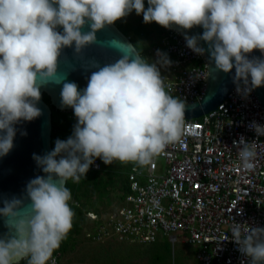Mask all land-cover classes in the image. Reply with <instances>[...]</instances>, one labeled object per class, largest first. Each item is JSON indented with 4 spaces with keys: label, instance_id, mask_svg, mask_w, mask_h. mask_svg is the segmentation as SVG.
Wrapping results in <instances>:
<instances>
[{
    "label": "clouds",
    "instance_id": "clouds-1",
    "mask_svg": "<svg viewBox=\"0 0 264 264\" xmlns=\"http://www.w3.org/2000/svg\"><path fill=\"white\" fill-rule=\"evenodd\" d=\"M147 2L146 8L144 0H0V156L14 146V125L42 114L37 103L46 84H63L62 104L72 107L78 120L67 140L57 139L54 150L43 156L34 154L47 175L27 184L25 199L4 200L0 215L15 234L0 238V264H55L53 255L73 229L75 217L67 181L80 182L96 158L108 165L118 161L149 167L169 145L183 143L185 102L166 90L158 67L171 63L165 54L158 52L160 61L149 62L136 46L110 41L121 58L92 72L87 87L79 90L58 71L64 47L75 44L81 52L97 42V31L135 10L145 23L168 30L151 45L152 53L170 32L178 31L171 26H202V36H185L190 49L203 55L198 42H208L216 68L225 73L235 68V81H243L238 92L264 86V59L246 55L254 49L264 52V0ZM86 24L91 30L84 32ZM250 127L264 136V125L253 122ZM234 144L241 166L254 169L256 142L241 137ZM231 233L251 264H264V228L244 229L235 223Z\"/></svg>",
    "mask_w": 264,
    "mask_h": 264
},
{
    "label": "built area",
    "instance_id": "built-area-1",
    "mask_svg": "<svg viewBox=\"0 0 264 264\" xmlns=\"http://www.w3.org/2000/svg\"><path fill=\"white\" fill-rule=\"evenodd\" d=\"M158 52L171 61L169 73H162L166 90L184 102L201 99L209 75L206 55L190 49L179 31L153 47L160 61ZM238 87L243 89V82L216 109L185 118L182 144L169 145L152 166H131L130 190L113 215L104 219L98 212L87 213L96 223L89 235L94 242L116 236L150 244L167 236L173 244L182 240L193 245L199 264H251L232 239L231 228L235 223L244 229L264 228V136L250 127L253 122L264 125V108L253 90L238 92ZM65 112L74 131V110ZM241 137L256 142L252 170L238 159L234 141ZM92 168L102 169V160L96 158ZM62 253H54L55 264H62Z\"/></svg>",
    "mask_w": 264,
    "mask_h": 264
},
{
    "label": "water",
    "instance_id": "water-1",
    "mask_svg": "<svg viewBox=\"0 0 264 264\" xmlns=\"http://www.w3.org/2000/svg\"><path fill=\"white\" fill-rule=\"evenodd\" d=\"M170 29L178 30L184 36H202L205 31L202 26L183 29L180 26L173 25ZM57 30L62 33V26H59ZM90 30L89 24H86L82 29L84 32ZM96 36L97 42L86 46L81 52L77 53L75 44H73L71 47H64L59 57L58 71L61 78L64 76L66 77L65 82L76 83L79 90L87 87L92 72L98 71L99 67L114 63L121 58V53L109 46L110 41L118 40L124 44L136 46L131 38L115 23L106 25L103 29L97 31ZM198 46L205 49L204 54L209 62V75L202 98L193 102H185L186 119L199 118L216 109L232 90L243 82L242 80L235 81V68L229 73L216 68L215 61L209 51L208 42L199 40ZM137 51L139 50L137 49ZM246 55L249 59H264V55L259 49H254ZM249 79H251L250 76ZM62 87V83H49L42 86L40 89L41 99L37 103V107L41 109L42 114L32 121L21 120L14 125L16 128L14 146L6 156H0V208L4 207V200H11L12 198L24 200L27 195V184L37 176L47 175L42 171L33 156L34 154L43 156L54 150L52 145V106L61 111L72 109V107L62 104ZM252 90L264 108V86ZM45 94L49 95L50 103L45 100ZM25 202L30 203V200ZM14 234V231L10 230L8 226L7 218L0 215V238H7Z\"/></svg>",
    "mask_w": 264,
    "mask_h": 264
},
{
    "label": "rangeland",
    "instance_id": "rangeland-1",
    "mask_svg": "<svg viewBox=\"0 0 264 264\" xmlns=\"http://www.w3.org/2000/svg\"><path fill=\"white\" fill-rule=\"evenodd\" d=\"M127 18L134 26L140 24L147 25V28L151 31V34L148 36L138 37L134 31L131 34L137 38V41H140V47L139 49L137 48L140 54L149 62H158L153 57L151 45L153 43H159V32L151 23H145L143 15H137L135 10ZM188 65H191V63ZM158 67L160 68L161 74L169 73L170 71L167 65L158 63ZM157 163L163 165L164 160L158 158ZM119 165L118 161L112 163L113 167L117 166L116 168H119ZM107 194L109 197L103 201L100 207V212L104 219L113 215L118 210L121 201V191L118 184L110 183ZM94 224V220L89 219V223L85 225L74 248L70 247L66 253H62V264H151L147 250L152 249L151 246L153 243L141 244L137 241L121 240L115 237L102 242H94L89 236ZM167 240L168 238L164 237L158 243L162 246ZM194 251L195 248L188 244L178 243L173 245L170 243L168 253L167 249L163 253L169 261V264H198L199 261L196 257L194 258Z\"/></svg>",
    "mask_w": 264,
    "mask_h": 264
},
{
    "label": "trees",
    "instance_id": "trees-1",
    "mask_svg": "<svg viewBox=\"0 0 264 264\" xmlns=\"http://www.w3.org/2000/svg\"><path fill=\"white\" fill-rule=\"evenodd\" d=\"M144 2L145 7L147 8V0H144ZM127 16L118 20L117 22H115V24H117V26L126 35L131 37V40L139 49L140 41H137V38L132 36L131 33L134 31L138 37H145L151 34V31L147 28L146 24H140L138 26L132 25V23L128 20ZM151 24L159 32L158 36L160 39L168 34L167 28L157 24L156 22H151ZM44 98L48 103H50V97L48 94H45ZM52 108V145L54 149L55 142L57 139L67 140L73 134V124L68 118L67 113L65 111H61L55 106H52ZM119 164V168H116L117 166L113 167L112 164H105L102 160V169H93L91 165L88 173L86 174V177H82L80 182L74 183L72 180L67 181V187H69L72 192V201L70 202V205L75 212V217L73 222V229L69 233L67 239L62 242L61 247L58 250H61L63 253H66L70 247L74 248L75 244L78 241L79 235L84 230L85 225L89 223L90 218L88 217L87 213L89 211H96L101 213V204L107 197H109L107 192L108 185L110 183L118 184L119 189H121L120 200H122L124 196L129 192L130 189L127 172L129 171L131 166L134 165V163L127 162L121 164L119 162ZM75 201H78V204H76ZM153 244L151 246L152 249L147 250V255H149L150 257V263L169 264V261L165 258L163 251L166 252L167 249L168 253L170 243L166 241L162 246L158 242H155ZM21 264H26V261H21Z\"/></svg>",
    "mask_w": 264,
    "mask_h": 264
},
{
    "label": "crops",
    "instance_id": "crops-1",
    "mask_svg": "<svg viewBox=\"0 0 264 264\" xmlns=\"http://www.w3.org/2000/svg\"><path fill=\"white\" fill-rule=\"evenodd\" d=\"M134 165H136L135 163H134ZM119 185H120V183H119ZM120 191H121V189H120ZM122 201L123 200H121L120 201V203H122ZM96 212V211H95ZM99 213V212H98ZM100 214V216L101 217H103V215L101 214V213H99ZM107 217V216H106ZM113 237H115V238H118V237H116V236H113ZM113 237H111V238H113ZM164 237H166V238H168V242H170L171 244H173L171 241H170V239H169V237H167V236H161V237H159V239L156 241V242H159L162 238H164ZM119 239V238H118ZM155 243V242H154ZM178 243H183V244H188L187 242H185V241H182V240H180L179 242H177L176 244H178ZM176 244H173V245H176ZM188 245H190V246H193V245H191V244H188ZM196 256H195V251H194V258H195ZM199 264V263H198Z\"/></svg>",
    "mask_w": 264,
    "mask_h": 264
}]
</instances>
